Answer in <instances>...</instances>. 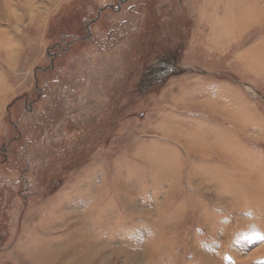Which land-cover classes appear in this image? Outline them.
Masks as SVG:
<instances>
[{"label":"rangeland","instance_id":"1","mask_svg":"<svg viewBox=\"0 0 264 264\" xmlns=\"http://www.w3.org/2000/svg\"><path fill=\"white\" fill-rule=\"evenodd\" d=\"M256 233L264 0H0V264H264Z\"/></svg>","mask_w":264,"mask_h":264},{"label":"bare ground","instance_id":"2","mask_svg":"<svg viewBox=\"0 0 264 264\" xmlns=\"http://www.w3.org/2000/svg\"><path fill=\"white\" fill-rule=\"evenodd\" d=\"M255 14L251 15L250 17L254 16L256 19L252 18L251 20H255L257 22L259 20H262L261 17H260L262 15V12L257 13L256 15ZM28 248L30 249V247H28ZM46 249L45 248H42L40 250L39 249L38 250H33L32 249V251L27 249V253L24 254L23 257H22L24 263L25 264H36L37 260L41 261V263H44V264H45V262L49 263V261L53 260L55 256L52 253H50V251H48V249L47 250Z\"/></svg>","mask_w":264,"mask_h":264},{"label":"snow or ice","instance_id":"3","mask_svg":"<svg viewBox=\"0 0 264 264\" xmlns=\"http://www.w3.org/2000/svg\"><path fill=\"white\" fill-rule=\"evenodd\" d=\"M253 239L264 241V235H261L259 233L254 234Z\"/></svg>","mask_w":264,"mask_h":264}]
</instances>
